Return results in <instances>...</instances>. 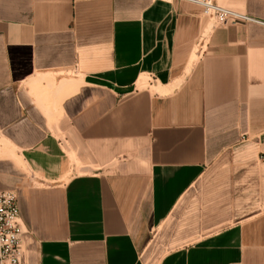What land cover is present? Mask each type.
<instances>
[{
	"label": "crops",
	"instance_id": "0c3cea01",
	"mask_svg": "<svg viewBox=\"0 0 264 264\" xmlns=\"http://www.w3.org/2000/svg\"><path fill=\"white\" fill-rule=\"evenodd\" d=\"M0 190L20 264H264V25L0 0Z\"/></svg>",
	"mask_w": 264,
	"mask_h": 264
},
{
	"label": "built area",
	"instance_id": "2783aa9c",
	"mask_svg": "<svg viewBox=\"0 0 264 264\" xmlns=\"http://www.w3.org/2000/svg\"><path fill=\"white\" fill-rule=\"evenodd\" d=\"M171 1V0H165ZM199 6L203 14L217 24L264 22L222 5L216 0H181ZM24 233L13 190H0V264H20L22 260V234Z\"/></svg>",
	"mask_w": 264,
	"mask_h": 264
},
{
	"label": "rangeland",
	"instance_id": "374dc122",
	"mask_svg": "<svg viewBox=\"0 0 264 264\" xmlns=\"http://www.w3.org/2000/svg\"><path fill=\"white\" fill-rule=\"evenodd\" d=\"M75 161V160H74ZM81 164L78 161H75V166H80ZM77 172H81V170H78Z\"/></svg>",
	"mask_w": 264,
	"mask_h": 264
}]
</instances>
